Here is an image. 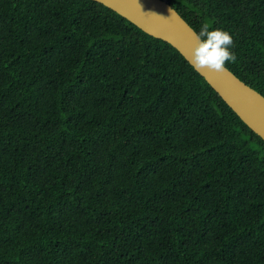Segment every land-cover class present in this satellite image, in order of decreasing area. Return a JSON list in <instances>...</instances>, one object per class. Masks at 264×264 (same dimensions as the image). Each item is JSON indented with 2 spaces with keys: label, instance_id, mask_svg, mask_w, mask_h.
Returning a JSON list of instances; mask_svg holds the SVG:
<instances>
[{
  "label": "trees",
  "instance_id": "trees-1",
  "mask_svg": "<svg viewBox=\"0 0 264 264\" xmlns=\"http://www.w3.org/2000/svg\"><path fill=\"white\" fill-rule=\"evenodd\" d=\"M164 1L264 96V0ZM0 264H264V141L105 6L0 0Z\"/></svg>",
  "mask_w": 264,
  "mask_h": 264
},
{
  "label": "water",
  "instance_id": "water-1",
  "mask_svg": "<svg viewBox=\"0 0 264 264\" xmlns=\"http://www.w3.org/2000/svg\"><path fill=\"white\" fill-rule=\"evenodd\" d=\"M114 11L144 33L161 40L191 63L197 33L186 20L164 0H92ZM195 70V69H194ZM240 120L264 141V96L239 79L226 67L217 73L195 70Z\"/></svg>",
  "mask_w": 264,
  "mask_h": 264
},
{
  "label": "clouds",
  "instance_id": "clouds-1",
  "mask_svg": "<svg viewBox=\"0 0 264 264\" xmlns=\"http://www.w3.org/2000/svg\"><path fill=\"white\" fill-rule=\"evenodd\" d=\"M195 41L190 58L195 70L207 69L222 73L226 71L227 63L237 62L235 38L230 31L223 28L210 29L209 24L204 23L200 31L195 33Z\"/></svg>",
  "mask_w": 264,
  "mask_h": 264
}]
</instances>
